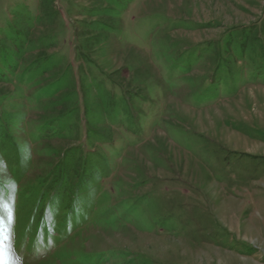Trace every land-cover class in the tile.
<instances>
[{
  "label": "rangeland",
  "instance_id": "rangeland-1",
  "mask_svg": "<svg viewBox=\"0 0 264 264\" xmlns=\"http://www.w3.org/2000/svg\"><path fill=\"white\" fill-rule=\"evenodd\" d=\"M8 115L16 189L92 140L108 167L63 236L0 222L11 264H264V0H0Z\"/></svg>",
  "mask_w": 264,
  "mask_h": 264
},
{
  "label": "trees",
  "instance_id": "trees-1",
  "mask_svg": "<svg viewBox=\"0 0 264 264\" xmlns=\"http://www.w3.org/2000/svg\"><path fill=\"white\" fill-rule=\"evenodd\" d=\"M250 35L248 31L246 37ZM256 42L259 43L253 41ZM246 46L240 45L243 50ZM253 50L250 51L251 55L256 47ZM3 65L6 66V62L3 61ZM13 120L15 117L12 115L6 116L3 121L0 119V151L5 159L12 157L15 163L12 186L0 183V222L11 225L10 217L15 215L12 228L20 237L22 235L21 245L26 249L30 242L32 247L37 243L45 245L41 238L53 240L63 236V230L90 216V208L96 199L95 185L101 175L107 173L108 167L107 159L101 158L93 150L92 140L86 149L82 145L67 149L47 176L34 181L32 185L16 189L14 183H19L27 173V159L9 136L8 128ZM90 135L92 139H102V144L107 143L105 137L94 131Z\"/></svg>",
  "mask_w": 264,
  "mask_h": 264
},
{
  "label": "snow or ice",
  "instance_id": "snow-or-ice-1",
  "mask_svg": "<svg viewBox=\"0 0 264 264\" xmlns=\"http://www.w3.org/2000/svg\"><path fill=\"white\" fill-rule=\"evenodd\" d=\"M0 264H11L10 245L0 237Z\"/></svg>",
  "mask_w": 264,
  "mask_h": 264
}]
</instances>
